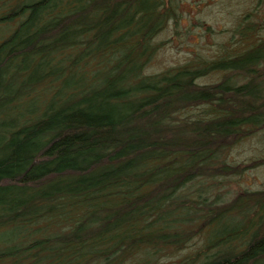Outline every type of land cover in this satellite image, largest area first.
<instances>
[{"label":"trees","instance_id":"16d2710c","mask_svg":"<svg viewBox=\"0 0 264 264\" xmlns=\"http://www.w3.org/2000/svg\"><path fill=\"white\" fill-rule=\"evenodd\" d=\"M217 1L193 28L228 38L150 73L183 0H0V264H264V189L223 185L264 136V0Z\"/></svg>","mask_w":264,"mask_h":264},{"label":"rangeland","instance_id":"374dc122","mask_svg":"<svg viewBox=\"0 0 264 264\" xmlns=\"http://www.w3.org/2000/svg\"><path fill=\"white\" fill-rule=\"evenodd\" d=\"M183 2L182 17L178 27L179 34L176 35L173 27L168 26L166 30L158 35L157 40L164 42V44L147 66V71L150 73L159 72L192 58L193 50L202 52L204 47H207V49L215 51L217 45L210 46L211 43H220L222 38L227 39L230 34V31L227 32V36L223 35L221 37L216 34L214 38H210V36L198 37L195 34L196 29L193 28V23H197V19L205 20V24H213L215 29L220 30H223L224 27L227 29L232 25L229 22L231 12L221 7L217 0L208 1V5L204 4V1L196 5L195 0H183ZM202 31V29L199 30L201 34ZM200 37L201 39H199ZM195 42L198 43L195 44ZM219 78V73L212 72L199 78L198 81L211 83ZM229 160L233 163L254 165L247 168L239 178L232 179L231 177L229 181H225L223 183L225 189L231 191L238 188L264 189V136L262 134H256L236 145L230 152Z\"/></svg>","mask_w":264,"mask_h":264}]
</instances>
